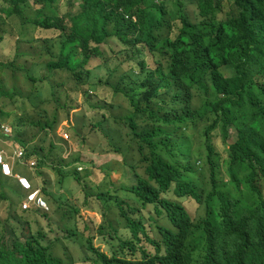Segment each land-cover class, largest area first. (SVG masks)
<instances>
[{"label": "trees", "instance_id": "obj_1", "mask_svg": "<svg viewBox=\"0 0 264 264\" xmlns=\"http://www.w3.org/2000/svg\"><path fill=\"white\" fill-rule=\"evenodd\" d=\"M34 1L41 8L31 12L28 0H0L5 17H0V33L6 34L7 21L14 18L35 30L57 31L59 55H49L44 40L36 61L47 72L58 69L75 81H102L110 74L105 81L116 77L114 91L123 93L133 108V112H127L130 123L150 113L142 129L131 134L125 135L122 128L101 129L109 146L105 150L122 157L128 168L124 180L130 178L131 184L119 191H86L83 187L88 194L84 206L94 208L89 196L106 201L133 195L143 201L145 209L153 206L157 217L168 216L175 229L157 227L166 237L163 242L153 241L157 254L151 255L143 247L139 261L115 259L124 264H193L195 260L198 264H225L230 257L228 264H254L244 240L261 218L237 211L236 197L242 192L235 193L225 180L232 176L238 183H249V177L260 176L264 183V66L258 54L264 50V0ZM62 7L66 9L61 11ZM112 39L122 48L113 53L111 63H104L101 74L93 71L95 68L87 69L92 58L103 57L106 61L103 46ZM22 55L32 57L29 52ZM124 65L130 67L123 70ZM14 72L24 73L34 84L39 80L24 69L0 61V96L18 95L29 100L33 108L38 107V88L29 95H24L15 83L10 90L6 88V74ZM219 86L223 91L206 99L217 93ZM51 95L61 108L60 95L57 99L53 87ZM30 116L20 114L14 119ZM183 128L192 131V145L212 135L196 151L198 159L206 156L201 169L195 163L193 146L180 144ZM214 135L228 147L221 168ZM57 172L62 175L61 170ZM76 181L81 184V176ZM42 192L48 200L54 198L48 186H43ZM220 198L225 199L224 227L211 210L212 201ZM204 199L206 203L200 207L204 215L198 219L200 210L194 209V200L202 203ZM59 200L69 207L64 214L70 219L80 216V209L68 204L62 195ZM117 207L125 220L122 229L128 230L122 234L143 241L155 217L149 218L147 227L142 218L135 223L138 219L133 214L139 212V207ZM194 229L207 235V253L198 259L184 244ZM57 230L62 233L61 226L55 230L60 235ZM113 233L123 237L119 230ZM58 240L51 241L41 229L22 236L11 247L0 248V264H75L70 254L62 257L54 253ZM98 256L111 264L105 255Z\"/></svg>", "mask_w": 264, "mask_h": 264}, {"label": "clouds", "instance_id": "obj_2", "mask_svg": "<svg viewBox=\"0 0 264 264\" xmlns=\"http://www.w3.org/2000/svg\"><path fill=\"white\" fill-rule=\"evenodd\" d=\"M26 5L30 10L31 7H33L32 4L28 5L27 3ZM34 5L39 4L34 3ZM2 6L3 3L0 2V17L4 19L5 17L1 12ZM38 8H41L40 5ZM132 19L135 20L134 17H132ZM14 21H18L17 23L20 31L26 26L22 24L20 18L8 20L5 26V35L11 34L10 31L6 30V27L7 25H11ZM1 29L0 21V30ZM37 32L45 34V37L34 36ZM51 32L57 31L35 30L27 41L36 39L38 41L37 43H28L23 38L13 39V42H17L18 44L16 47L17 56L22 55L20 53L29 52V49L23 52L19 51L21 46L27 48L28 45L32 48L33 45H38L39 53L40 45H43L44 40L46 41L45 46L48 49L49 55L58 56L60 52V40L57 37L58 32L54 37H50V34H52ZM0 35L2 36L0 41H2L5 35L2 32ZM112 41L114 42L113 39ZM258 54L261 64L264 66V50L260 51ZM104 57L106 58L105 62L103 57L92 58L86 68H95L93 69L95 72L97 70L100 71L104 63H111L112 60H108L105 53ZM95 59H100V62L94 64L93 62H95ZM36 61H38V59ZM7 63L14 66V62ZM40 66H43V64L40 63ZM43 70L45 71L43 76L46 79H49V81H38L35 84L30 81H23L26 83H24V87L22 86V88L19 86V81L15 82V86H17L22 93L25 92V94L23 93L24 95H29V91H33V89L37 88L41 91L38 107L33 108L29 100L26 102V99L18 95L16 96L17 98H10V95L4 96L8 97L12 102H16L17 100V103L23 105L28 103L30 106V119L29 117L24 118V120H21L20 118L14 119L13 116L11 125L9 123L11 129L7 123L3 122L4 120L2 118L4 116L13 115V111H4L0 108V113L4 114V116H0V119L2 120H0V248L5 245L11 247V245L18 239H21L22 236L35 234L36 231L41 229L51 241L56 238L59 239L58 241H55L53 248L54 253L62 257H66V255L70 254L74 257L75 264H110L98 256V253L105 255L107 259H111V264H124L117 261V259L139 261L143 247L147 253H150L151 255L157 254L156 244L153 243V241L163 242L166 239V237L159 232L157 227L168 230H174L175 227L168 216L161 214V216L157 217L158 214H156L153 206H149L145 209L143 201L133 195L121 196L118 199L106 201L96 200L89 196L94 203V208H90L91 212L96 213L103 219L102 224L98 227L94 224L95 219L90 216L88 219L84 220V228L78 226L76 222L77 218L70 219L66 214H63L65 215V220H54V215L59 209L55 202L62 204L59 200L61 194L57 197H54L53 195L54 191L52 186L55 183H58L59 188H61L66 182H69L71 185L74 182L80 187L82 193L86 195L88 194L83 187H86V191H91L94 190V188L114 189V186L116 185V183L112 181L114 171L112 173L109 172V165L108 167L107 165L99 167V169L105 173V177H108L109 179L107 185L98 184L92 186L85 182V178L91 176L89 170L92 169L93 172L94 169L93 150L101 154H112L116 156L111 150H105L109 146L97 143V145L93 147V150H90V148L86 149L85 152L89 156L86 159L82 157L83 155L81 153L71 155L68 146L69 135L67 132L70 133L71 131L73 133L71 134V138H76L85 146L92 141L95 136L102 137L101 129L107 131L111 128H122L121 131H123L125 135L126 133H134L140 128L142 129L143 124L149 119L150 113L142 114L135 120V123H130L127 120V116L129 115L127 112H133V108L129 99L123 93L114 91L118 82L116 81V77L111 81H105L109 78L110 74H106L102 81H75L69 73L60 74V70L58 69L49 73L43 66ZM101 73L102 72L100 71L98 74ZM66 75L71 81H64ZM42 86L43 89L39 88ZM45 86L49 94L48 101L53 105L52 113L42 107V103L44 102L42 96ZM70 86L75 90H70ZM11 87L12 85L10 87L6 86L8 90H10ZM51 87L54 88L56 98L58 97V94L60 95V98L57 99L59 100L61 108L55 103V97L51 95ZM222 91L223 87L219 86L218 92L207 95L206 99L214 97ZM108 96L120 98L124 100L126 104L121 105L114 102H107L105 98ZM118 109L121 110L120 114L115 113ZM59 111L64 113L63 118H59ZM70 113L73 114L71 119ZM20 114L21 112L17 115ZM27 121L31 126H24ZM30 127L34 128V130H31ZM200 127L201 126H199V128ZM147 131H150V128L147 129ZM209 138H212V135L208 138L205 137L202 141L205 142ZM218 138L220 137L213 136V139H215L216 142ZM28 140L30 141L28 142ZM191 140H193L192 131L188 128H183L180 144L182 145L184 143L186 146H193L196 155L195 163L197 167L201 169L204 167L206 156H204L203 159H198L196 152L197 149L195 148L198 142H194L192 145ZM223 159L225 160L226 158L221 156L220 168L222 167L221 161ZM75 164H90V167H86L84 172H80L82 168L76 167ZM124 168L126 171L128 170L126 166H124ZM58 169L61 170L62 175L58 174ZM142 172L143 171H141V173ZM77 176H81V184L76 181ZM142 176H145V174ZM125 177L126 174L121 181L128 183L118 189H114V191H119L121 188L130 186L131 179L128 178L127 180H124ZM224 177H226L225 174ZM181 180L185 181L184 178ZM225 181L235 193L239 190L242 192L240 196L236 197L239 202L238 204L235 203L237 205V211L241 212L242 215L252 214L261 218L260 224L255 228L253 233L248 237H245L244 244L248 253L253 256L251 261H253L254 264H264L263 179L260 176L249 177V183H238V181L233 180V177L231 176L230 179H226ZM133 183H135V181H133ZM43 186H48L51 189L52 196L54 197L53 199L48 200V197L43 194ZM86 195L85 199L87 200ZM66 200L68 201V204L78 208L71 201L68 199ZM224 200V198H220L211 203V210L215 215V220L222 227H224ZM101 202H104V204ZM204 203H206L205 199L202 203L200 201L197 203L194 200V209L197 211V207H199L200 210V212L197 211L198 219L204 215V212H202L203 210L200 208ZM207 203L210 205L209 200ZM119 204L125 206L130 205L132 208L139 207V212L133 214V216L138 219L135 223L142 218L147 221L146 226L148 227L149 218L152 216L155 217L156 222L153 224V228L151 232L147 234V237L145 236L143 238V241H137L129 236V233L122 234L128 230L122 229L124 228L125 220L117 207ZM65 207V211L69 210V207ZM85 208L87 207L83 206L82 208H78L80 209L79 215H81L82 210ZM44 215L49 219V223ZM86 224H88V226H86ZM58 226H61L62 228V233L60 230H57L60 232V235L55 233ZM217 227L220 228L219 226ZM67 229H70L71 232L68 233ZM114 230H119V235L123 237H115L113 233ZM184 244L188 248V251L194 254L195 258L198 259L205 256L207 253L206 232L200 234L198 229L191 230L189 232V237ZM161 253H164V251ZM229 259L230 257L226 260L225 264H228ZM193 264H198V261L195 260Z\"/></svg>", "mask_w": 264, "mask_h": 264}, {"label": "rangeland", "instance_id": "obj_3", "mask_svg": "<svg viewBox=\"0 0 264 264\" xmlns=\"http://www.w3.org/2000/svg\"><path fill=\"white\" fill-rule=\"evenodd\" d=\"M34 3H35L34 0L30 1V2L28 0V5H31V4L33 5V7H31V12H34V11L39 9L38 8L39 5H34ZM64 9H66V8L62 7L61 11H63ZM17 22L14 21L11 25H7V27H6V30L10 31L11 34L5 35L3 40L0 41V61H2V62H14L15 67H19L21 69H24L27 73H31V75H33L34 77L39 79L38 81H49V79H42V76L45 73V71L43 70V66H40V63L34 62L38 59V45H33V48H31L30 45H28L27 48L25 46H21V48L19 49V51H21V52L29 49V54H31L32 57L24 58V55H18L17 56L16 47L18 44H17V42L14 43L13 39L23 38L25 41H27L28 38L35 32V28L32 27V25H26L23 28V30L20 31V28H19V25ZM51 33L52 34H50V37H54L57 34V32H51ZM34 36L45 37V34L37 32L34 34ZM121 48H122V46L118 42L115 43L112 40L108 41V43L103 46L104 53L107 56L108 60L112 59L111 56L113 55V53L120 50ZM20 54H23V53H20ZM25 55H26V53H25ZM94 61H95V62H93L94 64H98L100 62V59H95ZM129 67H130L129 65H124L123 70H127ZM96 73H100V71L97 70ZM6 76H7L8 81H5V85L7 87H10L13 83L19 81V86L22 88V86L24 87V83H26L23 81H27V78H26L24 73H19V72L7 73ZM64 81H71V80L66 75L64 77ZM43 86L39 87V88L43 89ZM70 90H75V89H73V87L70 86ZM23 93L25 94V92H23ZM42 99H44V102L42 103V107L46 108L50 113H52L53 105L51 102L48 101L49 94H48V90L46 89V86L43 90ZM105 100L107 102H114L116 104H121V105L126 104L124 102V100H122L120 98H113L111 96L106 97ZM0 108L3 109L4 111H13V113H14L13 115L4 116L2 118L4 120L3 122L7 123L8 125H9V123L11 125L13 116L19 114L20 112H21V114H24V115L30 113V109H29L30 106L28 103H25L23 105L21 103L12 102L11 100H9L8 97H0ZM120 111L121 110L118 109L117 111H115V113L120 114L121 113ZM93 112H95V111H93ZM6 113H8V112H6ZM58 116H59V118H63L64 113L62 111H59ZM72 116H73V114L70 113V119ZM21 120H24V119L22 118ZM24 126L29 127V126H31V124L27 121L24 124ZM10 128H11V126H10ZM30 129L34 130V128H32V127H30ZM67 134L69 135L68 146L70 149V154L76 155L77 153H81L83 155L82 157L84 159L89 157L88 154L85 152L86 149L90 148V150H93V147L96 146L97 143H100L103 145L106 144V141L104 140V138H102L100 136H95L92 141H90L87 145L84 146L76 138H74V137L71 138V134H73L71 131H70V133L67 132ZM36 135H38V134H36ZM29 141L30 140H28V142ZM204 146H205L204 141H198V144L196 145L195 148L198 149V148H201ZM93 152H94V154H93V157H94L93 167H94V169H93V172H92V169L89 170L91 173V176L88 178H85L86 183H88L89 185H92V186H96L98 184H100V185H102V184L107 185L108 184V182H109L108 177H105V173L99 169V167H101L102 165H107V167L109 165L108 170L110 173H112L114 171L113 177H112V181H114V183H116V185L114 186V189H118L119 187L126 185L128 183V182L121 181L123 176L126 174V169L124 168V166L121 162V156H117V155L114 156L112 154H101V153H98L97 151H94V150H93ZM217 152L223 158L227 157L228 150H227V147L225 146V144H223L221 138H218V140H217ZM224 164H225V160L223 159L221 161V166H224ZM75 165H76V167L82 168V170L80 172H84L86 167H90V164H87V165L75 164ZM88 169H90V168H88ZM52 189L55 192V193L53 192L54 197L55 196L57 197L59 194H61L64 198L71 201L78 208H82L86 204L85 194L82 193L80 187L78 185H76L74 182L72 183V185L69 184V182H66L63 184V186L61 188H59L58 183H55L52 186ZM55 204H56V206L59 207V209H58L57 213L54 215V220H57V221L65 220V215H63V214H64L66 207L59 202H55ZM89 216L95 219L94 224L96 227H98L102 224L103 219L101 216L97 215L94 212H91L90 208H85L84 210H82L81 215L78 216L77 220H76V222L80 228L85 227L84 220L88 219Z\"/></svg>", "mask_w": 264, "mask_h": 264}]
</instances>
